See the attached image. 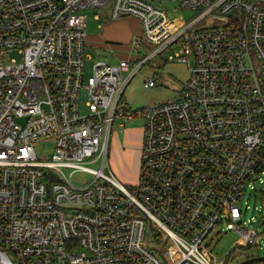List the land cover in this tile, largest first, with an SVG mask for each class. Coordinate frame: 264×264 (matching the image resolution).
Returning a JSON list of instances; mask_svg holds the SVG:
<instances>
[{
  "label": "built area",
  "instance_id": "1",
  "mask_svg": "<svg viewBox=\"0 0 264 264\" xmlns=\"http://www.w3.org/2000/svg\"><path fill=\"white\" fill-rule=\"evenodd\" d=\"M178 2L192 15L151 0H0V264H213L202 244L217 225L259 246L262 220L243 218L242 197L258 179L264 194V0ZM88 7L139 16V57L86 75ZM158 57L188 77L176 97L134 108L126 88ZM122 116L145 122L131 187L104 171ZM50 138L47 159L35 143ZM77 170L93 180L74 184Z\"/></svg>",
  "mask_w": 264,
  "mask_h": 264
},
{
  "label": "rangeland",
  "instance_id": "2",
  "mask_svg": "<svg viewBox=\"0 0 264 264\" xmlns=\"http://www.w3.org/2000/svg\"><path fill=\"white\" fill-rule=\"evenodd\" d=\"M155 4L160 5L174 13L184 12L188 17L192 15L190 11H183L179 6L178 0H151ZM88 15L86 31L88 34L89 59L86 64V75L93 72V64L98 60L106 61L111 64H118L121 59L134 60L139 57L140 52L132 48L135 37L143 32L142 19L134 14L124 15L117 18L107 17L102 7L86 8ZM99 14V19L95 17ZM108 19V20H104ZM104 20V21H103ZM103 24L104 28L100 27ZM213 24H226V18L218 17ZM90 36H96V40ZM90 41V42H89ZM145 53V48L141 49ZM176 50H181V46L175 44L172 49H167L162 53V57H167ZM12 57H16L21 61L22 55L17 50L12 51ZM188 74L187 65L181 61L163 62L161 58L150 60L144 64L141 69L134 75L131 82L126 88L125 96L131 101L134 108H142L155 102H161L166 99L174 98L178 95ZM156 77V86H145V80L150 77ZM144 119L142 117H134L126 119L125 117H117L113 123L112 136L110 141L108 165L104 171L112 174L123 184L128 187L137 178L140 170L142 144H134L132 140L143 139ZM55 139H42L35 143L36 150L39 155L45 158H52L55 148ZM137 145V147H136ZM132 151L136 157L132 158ZM131 159L128 162L127 155ZM100 162L91 163L94 168L100 167ZM66 174H70L71 169L65 168ZM111 170V171H110ZM72 181L76 185H83L93 180L94 174L86 170H77L71 174ZM256 190L250 187L246 189L242 197L243 218L248 220L252 216H256L259 221V228L263 231L257 238L258 247L246 248L239 244L240 233L235 229L225 228L221 231L217 225L216 228L204 240L202 248L207 257L213 264H233L239 262L249 256L264 254V194L261 190L263 185L259 179L253 181ZM249 208L245 211L246 207ZM152 227H156L151 221ZM149 226L148 231L150 237L153 229ZM170 242V241H169ZM250 264H264V260L256 261Z\"/></svg>",
  "mask_w": 264,
  "mask_h": 264
},
{
  "label": "crops",
  "instance_id": "3",
  "mask_svg": "<svg viewBox=\"0 0 264 264\" xmlns=\"http://www.w3.org/2000/svg\"><path fill=\"white\" fill-rule=\"evenodd\" d=\"M104 20H108V19H104ZM104 20H103V21H104ZM104 26H105V25H104ZM104 26H103L102 23L100 24V27H101V28H104ZM88 37H89V36H88V34H87V35H86V43L88 42V40H87ZM90 37L94 38V41H93V42H95V40H96V36H90ZM89 42H90V41H89ZM87 44H88V43H87ZM88 48H89V47L87 46V51H89ZM164 62H168V61H164ZM140 69H141V68H140ZM187 69H188V68H187ZM188 74H189V72H188ZM188 74H187V77H188ZM187 77H186V79H187ZM144 83H145V82H144ZM145 86H146V85H145ZM142 131H143V129H142ZM132 143H133V145H134V144H142V139H137V140H134V139H133V140H132ZM136 147H137V145H136ZM132 153H133V154H132V158H133V157H136V154L134 153V151H132ZM127 158H128V162H131V159H130V157H129V154L127 155ZM139 160H140V158H139Z\"/></svg>",
  "mask_w": 264,
  "mask_h": 264
},
{
  "label": "water",
  "instance_id": "4",
  "mask_svg": "<svg viewBox=\"0 0 264 264\" xmlns=\"http://www.w3.org/2000/svg\"><path fill=\"white\" fill-rule=\"evenodd\" d=\"M264 260V254L263 255H254V256H249L239 262L233 263V264H250L256 261H262Z\"/></svg>",
  "mask_w": 264,
  "mask_h": 264
}]
</instances>
